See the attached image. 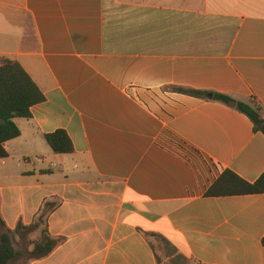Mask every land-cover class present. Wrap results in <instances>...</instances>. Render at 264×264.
<instances>
[{
    "label": "crops",
    "instance_id": "0c3cea01",
    "mask_svg": "<svg viewBox=\"0 0 264 264\" xmlns=\"http://www.w3.org/2000/svg\"><path fill=\"white\" fill-rule=\"evenodd\" d=\"M1 58L44 95L0 158L6 226L59 240L29 264H158L151 233L197 264H264V193L205 195L264 173V134L208 97L264 120V0H0Z\"/></svg>",
    "mask_w": 264,
    "mask_h": 264
},
{
    "label": "trees",
    "instance_id": "16d2710c",
    "mask_svg": "<svg viewBox=\"0 0 264 264\" xmlns=\"http://www.w3.org/2000/svg\"><path fill=\"white\" fill-rule=\"evenodd\" d=\"M170 89L194 97L207 98L205 96L207 92L199 89L182 86H173ZM212 95L211 100L223 103L245 114L251 120L254 131L264 134V120L257 102L237 100L230 95L218 92H213ZM43 100L44 95L40 89L16 60L0 59V158L7 156L4 148L5 142L20 134L14 119L16 117L29 118L30 108ZM44 138L55 154L71 153L74 150L64 129L46 133ZM258 193H264V173L254 182H248L228 169L224 170L205 191V195L208 197ZM38 226V221L30 225L19 222L11 230L0 216V264H17L21 261V264H29L49 255L58 245L59 240L51 238L45 230H42L36 239L30 238L31 233ZM147 235L157 236L154 233ZM157 237L170 246L166 239L161 236ZM16 240L22 244L19 250L15 247ZM261 242L264 246V236ZM177 256L186 259L180 254ZM156 259L158 264H164L158 255H156ZM169 264L176 263L170 262Z\"/></svg>",
    "mask_w": 264,
    "mask_h": 264
},
{
    "label": "rangeland",
    "instance_id": "374dc122",
    "mask_svg": "<svg viewBox=\"0 0 264 264\" xmlns=\"http://www.w3.org/2000/svg\"><path fill=\"white\" fill-rule=\"evenodd\" d=\"M152 245L156 249L158 256L164 262V264H169L170 262H175L176 264H197L192 260L182 259L177 256L175 250L171 246H167L164 242L160 241L158 238L150 237ZM17 241V240H16ZM15 247L17 250L21 249V242H15ZM18 262L17 264H21Z\"/></svg>",
    "mask_w": 264,
    "mask_h": 264
},
{
    "label": "water",
    "instance_id": "95a60500",
    "mask_svg": "<svg viewBox=\"0 0 264 264\" xmlns=\"http://www.w3.org/2000/svg\"><path fill=\"white\" fill-rule=\"evenodd\" d=\"M208 97L211 98V97H212V94L209 93V94H208Z\"/></svg>",
    "mask_w": 264,
    "mask_h": 264
}]
</instances>
